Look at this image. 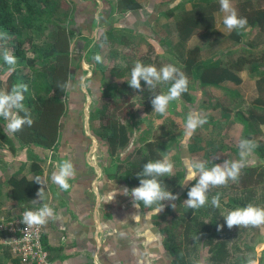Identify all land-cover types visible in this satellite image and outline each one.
<instances>
[{"label":"trees","instance_id":"trees-1","mask_svg":"<svg viewBox=\"0 0 264 264\" xmlns=\"http://www.w3.org/2000/svg\"><path fill=\"white\" fill-rule=\"evenodd\" d=\"M186 1L190 2V9L196 11L194 13L185 11L178 15L175 20V30L179 40L185 41L194 30H208L209 33H214L213 13L218 9L211 2L213 0ZM244 2L245 4L240 7L238 15L245 17L247 25L251 27L260 28L263 26L264 8L254 7L251 5V0H244ZM59 5L60 0H0V33L7 36L6 40L0 39V66L3 70L10 67L2 57L5 49H10L9 52L17 58L14 70H9L5 77L0 79V86L3 83L4 90H10L13 85L19 83L28 86V91L24 93L23 103L34 121L31 127L25 126L22 131L17 132L14 136L7 135L0 128V142L7 146L8 151L15 154L16 151L25 147L30 149L27 152L30 160L27 171L33 173L34 178L26 179L24 175L15 177L9 175L11 172L6 170L4 173L8 175L0 182V186H10V197L13 200L21 202L19 210L34 206L29 199L31 194L36 192L37 179L42 173V159L34 153V147L39 148L40 151L57 150L58 134L61 128L59 119L66 115L67 110H73L74 122L72 125L79 127V131L75 132L76 138L84 143V147L89 141L88 137L80 130L81 119L79 115L84 96L79 90L66 91L68 79L75 78L78 80V76L76 73L72 75L68 71L70 62L68 46L73 37V31L67 28L66 24L68 23L66 22H72V19L65 20L66 15L64 19H61L62 16L58 14ZM114 6L120 12H136L144 8L137 0H116ZM175 9L183 10V2L160 11L161 16L164 18L172 17ZM112 31L113 29L100 33L99 38L90 48L92 54L100 56L98 49H100L102 42L103 44L113 43L120 48L131 46V36L127 31L120 30L121 33L115 37L112 36ZM228 36L232 47L241 42V34L238 35L236 30L231 31ZM23 45L27 46L24 47ZM243 46L246 50L235 57L224 58L220 54H216L204 61H197L195 57L197 47H193L187 51V56L182 60L181 70L186 76L191 75L190 77L197 81L201 104L208 105L212 111L218 110L215 114L218 117L216 118L214 115L210 121L206 122L210 129L207 139L219 141L216 143L217 150L225 152L221 145V141L227 138L224 128L234 120L243 123L251 134L250 137H241V140L252 141L254 139L252 142H255L256 146L252 152L259 161L253 165H245L241 169L238 179L234 181L233 185H230L245 195L242 199L228 196L224 203V206L229 208L228 211L251 203V199L256 194L255 186L264 183V139H259L262 135L261 128L264 126V92L246 102L236 88L242 81L241 72L244 70L250 77H257L256 80H264V50L255 55L248 51L250 48L248 44H243ZM235 50L233 48L227 49L230 53ZM94 62L97 63V61ZM112 62L108 66L107 76L122 79L123 74L120 71L123 68L118 66L115 60ZM96 70L100 73L103 71L102 69L100 71L99 68ZM80 74H82L81 71ZM166 86L169 88L171 82H168ZM207 88L221 89L220 97H212L215 98L213 103L210 101L211 94ZM100 93L99 98L102 99L101 85ZM78 97L80 100L76 102ZM131 97L132 91L129 88L119 99L112 96L109 100H103L88 115V121L94 118L100 121L101 130L95 131L92 126L89 128L91 132L93 131L94 136L103 142V146L110 157L125 148L130 140V127L132 125L123 119H125V115L130 114V109L133 106ZM181 100L183 102L192 101L188 90L182 93ZM3 120L0 118V122ZM167 139L170 141L169 143L175 142L173 146L174 148L177 147L178 139L174 137ZM192 141H195L194 137H189V145ZM228 149L235 150L236 148L229 145ZM138 150H140V156L135 163L127 162L125 166L117 164L112 173H109L124 182L128 188L139 186V178L136 173L141 171L146 162L171 155V146L165 141H156L155 139L144 140L142 149L137 148L134 152H138ZM130 153L127 155L130 156ZM172 159H174L173 155ZM23 167L24 164L22 163L18 167L11 166L12 172L20 173ZM182 173L183 170L175 171L171 177L164 176L159 177V179L164 182L169 191L173 192L180 185ZM194 183L195 181L192 184L194 185ZM190 187H185L182 190L176 204H180L181 198L187 199V192ZM213 195L214 192L207 193L208 202L199 209H189L184 204H180V212L173 213L171 204L165 206V209L171 213V217L165 221L159 233L162 236L161 246L170 256L168 264H198V257L196 263L194 261L196 260L194 249L198 242L197 235L201 233L205 234L201 244L206 247L208 254L205 264H224L226 261L229 252L227 242L231 229L227 227L218 209L210 208V199ZM140 209L149 210L151 208H146L141 203ZM204 215L207 216L206 219H203ZM153 217L157 218L155 215ZM218 225H223L219 231L217 230ZM41 240L44 245L43 236ZM0 250V264H6V262L21 264L19 259L12 257L7 249L0 248ZM258 264H264V260L258 261Z\"/></svg>","mask_w":264,"mask_h":264},{"label":"rangeland","instance_id":"rangeland-1","mask_svg":"<svg viewBox=\"0 0 264 264\" xmlns=\"http://www.w3.org/2000/svg\"><path fill=\"white\" fill-rule=\"evenodd\" d=\"M140 1H142L143 3V10L133 12V14H130V17L127 15L123 18H120V16L111 18V14H108V17H101L100 15L96 20L91 17L92 19L87 22H91L89 28L90 30H93H91L89 34L84 31L78 33L79 35L75 37L72 43L68 46L69 59L71 61V74L75 73L77 69H81L85 73L87 70L91 69V66L89 65L91 61H93V64L96 67H94L95 69L99 68V70H103H100L104 75V78L100 80L101 92L103 95L102 99H100L99 96L96 97L95 93L93 97L85 95L84 91L81 90L83 88L82 85L79 84V91L84 96V98L82 99V108L79 117L81 119V123H85V121H87L88 128L89 126H92L95 131L101 130V128L99 127V120L97 121L94 118L88 121L89 113L97 105H99L100 102H102L103 100H109L112 96H115L117 97V99H119L129 88L132 91L131 101L133 103V106L130 109V114L125 115V119H123V121H125L126 123L127 121H129L132 125V127H130V140L127 146L120 150V152H117L110 157L107 154L103 144L99 143L97 141L98 139H95V136L93 137L94 134L92 133V135L87 130V126H85L84 124V134L90 136L89 142L87 141V147H91L90 151L85 154V157L87 158V161L96 164V166H98L100 170L104 171L105 173H112L114 167L117 166V164L125 166L127 162L135 163L137 161L138 157L140 156V150H138V152H134V150L137 148L142 149V143L144 140L155 139L156 141H165L166 144L171 146V155H168V157L174 164L173 172L183 170L182 178L179 181L180 185L173 191L174 194L181 196L182 190L185 187H190L193 185V181L184 184V178L186 176V168L184 162L186 159L203 161L207 163L206 165L208 168H211L214 164H222L224 160H239L241 158L239 148L241 137H250L251 134L249 133V131H247L243 123L236 120L232 121L228 126L224 128L225 132L227 133V138L221 141L222 150H224L225 152L217 150L216 143H219V141H210L207 139L210 134V129L207 123L198 127L195 130V134L193 133L191 136H188L186 133L185 125L187 122V117L190 113H198L202 117H206L207 121H210L212 119V116H214L218 111H212L208 105L204 106L201 104L197 81L192 79V77H190L191 75L187 76L189 81L188 93L192 98V101L183 102V100H181V97L177 100L171 101L168 105L166 114L161 115L154 112L153 106L151 104L153 93L149 92L144 81H141L142 90H133L129 86L127 81L131 78V69L136 61H141L145 65H155L158 69L166 64H172L182 70V60L185 58V56H187V51L192 49L193 47H197V52L195 55L197 61L210 59L216 54H220L224 58L235 57L243 50H246L243 44H248L250 46L248 51L252 54L257 55L261 50H264V25L260 28L257 26L251 27L249 25H246L244 29H237L236 33L238 35L241 34V42L232 47L230 45V37L228 36L231 31H229L223 24L224 13H222L220 10L219 0H213L211 2L214 3L215 7L218 9V11H215L213 13L214 33H209L208 30H194L193 33L185 41L182 42L179 40L177 32L175 30V20L177 19L178 15L185 11L190 13H194L196 11L190 9V2L186 0ZM179 2H183V10L175 9L174 15L172 17L164 18L161 16L160 11L168 7H173ZM231 4L239 13L240 7H242L245 2L244 0H231ZM251 5H253L254 7L264 8V0H251ZM72 7L73 6H71L66 12L60 10L58 14L62 16L61 19H64V16L66 15L65 20L72 19L74 24V18L78 12L74 7L71 11H69ZM123 21L126 22L124 24V27L126 29L125 31H127V33H129L131 36V46L117 49L112 46L113 43L103 44L102 42L100 49H98V51H100V57L102 59L101 61L95 63L93 57L96 56V54H92V51H90V48L93 47V43L97 41L102 31H110L113 27H117V25H119L118 28L122 27L121 22ZM66 23L71 22L68 21ZM78 23H81L83 25L86 23V19L81 17ZM70 27H73L72 23ZM120 29L112 31V36L115 37L118 33H121ZM84 30L86 31L89 29L87 28ZM132 30H135L136 32H132ZM80 44L84 45L82 49L77 48L80 47ZM23 46L26 47L27 45ZM148 46L150 47V49L148 48ZM228 48H233L236 50L230 53L227 51ZM8 51H10V49H8ZM166 59L168 60L166 61ZM83 60L85 64H83ZM114 60L116 61L115 63L118 66L123 68L122 71H120V73L122 72L123 74L122 79H114L107 76L108 66L113 63L112 61ZM8 71L9 68L3 70L2 66H0L1 80L5 77ZM71 82V85L75 86L76 82L74 78H71ZM166 84L168 85V83L159 84L157 86L156 92L167 93L169 88L166 86ZM236 88L238 89L239 93H241L245 101L249 102L256 95L263 94L264 80L261 79L249 82L245 80ZM0 90H4L3 83L0 86ZM207 91H209V93L211 94L210 101L212 103L215 101V98L212 97L221 96L220 88H207ZM76 99V102L80 100L79 97ZM215 117L217 118L218 115H215ZM5 123L6 122L4 120L3 122H0V128L3 131ZM171 137L178 139V145L175 148L173 146L175 142L171 141V143H169L170 141H168L167 139H170ZM189 137H194L195 139L194 142H190L191 146L188 142ZM260 138L263 139L262 135L259 137V139ZM253 143L255 144V142ZM229 145L235 147L236 149H228ZM2 149L8 150L7 146L0 142V151ZM45 152L46 156L48 154V150H46ZM129 152H131L130 156L127 155ZM15 154L12 153L13 158H10L9 161H13L15 164H18L21 159L18 160L14 156ZM172 155L174 159H172ZM45 156L42 158V160H45L47 162ZM52 156L54 155H51L50 158ZM93 156L95 157L96 161L94 160V158H92ZM66 159L68 160V157H66L65 160ZM1 161L2 159H0V178L3 177L2 175L4 174V171L7 170L8 172H12L11 166H7ZM246 161L247 163L245 165H253L258 163L259 160L256 158V155L251 152L246 157ZM50 162L51 161H48L47 163ZM15 164L12 166H18ZM44 164L45 163H43L42 166ZM24 166L25 167H23V172H28V161H25ZM2 167H4V169H2ZM233 184L234 181L229 180L227 185L211 188L209 190L210 192H214V195L212 197L219 194L220 207L214 208L218 209L219 213L222 216H225L228 213L229 208L224 206V203L225 201H227L228 196H235L242 199L245 195L243 193H239L240 190L233 189L230 186ZM255 191L256 194L251 199V203H253L255 206L264 208V183L256 185ZM184 200L186 199L181 198L179 200V203L183 205ZM211 200L212 198L210 199V202ZM177 201L178 199L175 201H165L164 210L159 213V215L154 213L152 209L151 211L147 212L146 215L148 219L150 217L149 220L151 221V224L154 225L155 229H157V231H160L165 221H168V219L171 217V213L165 209V206L172 203L176 204ZM180 204H176V209H173L171 207V211L173 213H179ZM154 207L155 205L153 206V208ZM210 208H213L212 204L210 205ZM154 215L157 217L156 219L153 217ZM206 218L207 216L204 215L203 219ZM197 237L198 242L195 244L194 249L196 260L194 261L196 263L198 257V264H205L208 254L206 253V247L201 244L203 238L205 237V234H198ZM227 245L229 252L224 264H247V260L249 259V257L256 259L257 261H263L264 226H233V228H231L230 230ZM163 254L166 260V264H168L170 260L169 253H167V251H164ZM89 264L93 263L90 262Z\"/></svg>","mask_w":264,"mask_h":264},{"label":"crops","instance_id":"crops-1","mask_svg":"<svg viewBox=\"0 0 264 264\" xmlns=\"http://www.w3.org/2000/svg\"><path fill=\"white\" fill-rule=\"evenodd\" d=\"M115 1L60 0V10L66 12L73 6L78 12L74 18V24L73 21L71 22L73 27H70L71 23L67 24V28L73 31L70 44L79 35L78 33L84 31L89 34L93 30L89 28L91 22H87L92 18L96 20L100 15L101 17H108V14H111V18L115 16L123 18L127 15L130 17V14H133L131 11H117L114 6ZM137 1L142 6V1ZM81 17L86 19V23L83 25L78 23ZM121 23L122 27L118 28L119 25H117V27L112 28L113 31L120 28V30H126L124 27L126 22L123 21ZM87 28L90 31L84 30ZM132 32L136 31L132 30ZM83 46V44H80V47L77 48L82 49ZM113 46L117 49L120 48ZM83 64H85L84 60ZM89 65L91 69L85 73L81 69L76 70L75 73L78 76V80H75V86H72L71 79H68L66 91L79 90L80 84L83 87L81 90L84 91L85 95H89V97H93L94 93L96 97L101 95L100 79L104 75L94 68L93 61ZM70 69L71 61L68 67L69 73L71 72ZM80 71L82 74H80ZM76 75L74 76L76 77ZM241 76L242 81L240 84L245 80L248 82L255 81L257 78L250 77L245 70L241 72ZM59 122L61 123V128L58 134L57 150H52L51 155L54 156L50 158V163L42 160L46 165L42 166L43 163L41 164L42 173L37 179L39 181L37 190L31 194L29 199L32 205L46 204L53 209L54 215L48 218L42 235L50 261L53 264H89L90 262L93 264H166L163 254L165 250L161 246L162 236L151 224L150 217L148 219L146 215L151 209L141 210L140 208H134L132 197L130 195H121L119 192L112 202L104 204L102 197L106 192L115 187L118 190L128 187L121 180L109 173H105L96 164L86 160L85 154L90 151L91 147H87V144L84 147V143L80 142L79 138H76L77 134L75 132L79 131V127L72 125L74 122L72 109L67 110L66 115L60 117ZM84 124L87 126V121L81 123L80 130L82 131ZM87 130L91 134L93 133L88 126ZM261 130L262 138L264 139V126H262ZM83 133L85 132L83 131ZM86 136L88 139L90 138L89 135ZM97 141L103 144L102 141ZM34 148V153L42 159L45 156V150L40 151L39 148ZM28 151L30 149L26 147L16 151L14 156L18 160L21 159V161L15 164L13 161H9L10 158H13L12 153L2 149L0 151L1 162L7 166L25 164V161H30ZM47 156L48 154L45 157L47 158ZM66 157H68V161L73 163L74 175L68 181L71 187L65 191L53 183L51 177L52 173L56 171L57 163L65 161ZM92 158L96 161L94 156ZM4 174L5 176L8 175ZM4 174L0 178V182L5 179ZM9 175L15 177L24 175L26 179L34 178L33 173L23 172V169L20 173L11 172ZM41 188L42 196L39 198L37 193ZM20 206L21 202L19 200H13L10 197V186L1 185L0 217L15 214L19 211ZM6 264H9V262H6Z\"/></svg>","mask_w":264,"mask_h":264},{"label":"clouds","instance_id":"clouds-1","mask_svg":"<svg viewBox=\"0 0 264 264\" xmlns=\"http://www.w3.org/2000/svg\"><path fill=\"white\" fill-rule=\"evenodd\" d=\"M219 5L221 12L224 13L223 24L229 31L245 28L247 19L238 15L231 0H219ZM0 39L6 40V34L0 33ZM3 59L10 66L9 70H14L17 63L16 56L5 49ZM93 59L99 62L102 58L96 55ZM141 81H144L149 92L153 93L151 104L154 112L161 115L166 114L171 101L179 99L182 93L188 90L189 83L185 73L172 64H166L158 69L155 65H145L141 61H136L131 69V78L127 82L133 90H142ZM168 82H171V86L167 93L156 92L159 84ZM26 91H28V86L23 83L13 85L10 90H0V118L6 122L4 132L9 136H14L25 126L31 127L34 123L30 112L23 103ZM206 122V117H202L198 113H190L185 125L187 135L191 136L198 127ZM255 146L252 141L242 139L239 143L241 156L239 160H224L222 164H214L211 168H208L203 161L186 159L184 162L186 168L184 184L190 181H195V183L188 190L187 199L183 201V204L189 209H199L208 202L207 193L211 188L225 186L229 180L236 181L241 169L247 163L246 157ZM173 168L174 164L168 156L155 161L150 160L143 165L141 171L136 173L139 178V186L132 189L125 187L119 190L115 187L106 192L102 200L104 204L110 203L119 192L121 195L132 197L134 208H140L143 203L146 208H151L154 213L159 215L164 210L165 201L178 199V195L169 191L164 182L159 179L164 176L171 177ZM73 175V163L65 160L57 163L56 171L52 173L51 179L59 188L66 191L71 187L68 181ZM37 183H39L38 180ZM37 196L41 198L42 188L38 191ZM211 204L213 207H220L219 194L212 197ZM170 206L176 209L175 203ZM53 215V209L45 204L37 210L25 211L22 222L28 227L43 226ZM223 218L229 229L233 226L261 227L264 226V208L249 203L244 207L228 211ZM222 228L223 225L217 226L218 231ZM247 264H258V261L249 257Z\"/></svg>","mask_w":264,"mask_h":264},{"label":"built area","instance_id":"built-area-1","mask_svg":"<svg viewBox=\"0 0 264 264\" xmlns=\"http://www.w3.org/2000/svg\"><path fill=\"white\" fill-rule=\"evenodd\" d=\"M51 153L50 149L47 162ZM42 206L36 204L13 215L0 217V248L7 249L21 264H53L41 240L45 225L28 227L22 222L25 211L37 210Z\"/></svg>","mask_w":264,"mask_h":264}]
</instances>
